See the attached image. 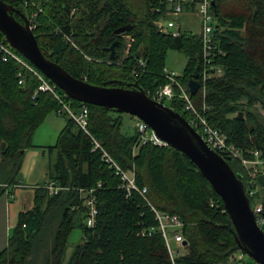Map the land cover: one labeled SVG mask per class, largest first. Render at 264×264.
<instances>
[{"label": "trees", "instance_id": "1", "mask_svg": "<svg viewBox=\"0 0 264 264\" xmlns=\"http://www.w3.org/2000/svg\"><path fill=\"white\" fill-rule=\"evenodd\" d=\"M3 1L27 17L35 10L32 5ZM33 1L41 8L32 32L42 53L75 78L93 85L136 84L151 97L150 93L166 83L162 73L169 50L186 57L179 75L185 87L194 69L201 70L200 34L182 27L179 36L159 32L155 20L166 17L167 7L156 0ZM212 11L216 22L214 58L223 72L200 85L191 99L199 111L207 106L204 116L208 123L223 132L244 157L253 158L250 152L259 150L264 158V115L258 110H264V0H214ZM13 16L22 22L18 13ZM125 25L129 26L126 32L114 33ZM125 35L133 41L122 58ZM0 38L4 36L0 34ZM115 40L117 58L111 60L105 48ZM139 60L145 61L142 69ZM39 83L21 63L0 57V196L17 184L24 150L35 147L36 129L49 112L61 108L48 91L34 94ZM56 90L64 95L60 88ZM64 100L78 110V101ZM86 106L89 135L62 113L64 127L56 142L44 147L49 154L45 179L35 189L32 208L19 213L6 246L0 250V264H169L157 232L139 235L143 227L156 226L149 205L135 192L126 196L119 187L120 178L101 159V152L91 150V137L122 169L133 170L136 185L147 188V199L154 207L182 220L188 242L186 255L179 259L182 264L225 262L236 250L232 225L220 197L193 162L168 145L146 141L136 146L140 136L136 128L130 134L122 132L124 113ZM169 107L190 119L191 113L183 110L180 99L170 101ZM228 164L246 187L247 174L241 163L231 158ZM50 182L62 189L48 194L43 185ZM258 182L264 184V171ZM79 189H94L97 215L92 227L85 223L86 207ZM249 202L252 206L250 197ZM75 227L82 238L67 253Z\"/></svg>", "mask_w": 264, "mask_h": 264}, {"label": "built area", "instance_id": "2", "mask_svg": "<svg viewBox=\"0 0 264 264\" xmlns=\"http://www.w3.org/2000/svg\"><path fill=\"white\" fill-rule=\"evenodd\" d=\"M11 2H20L24 7L32 5L33 10L29 17V27L32 30L36 26L34 19L41 12V8L35 4L33 0H9ZM162 5H166V18H159L155 21L157 30L164 34L172 36H179L181 34V20L182 15L195 14L200 23V39H201V70H199L198 81L200 85L204 84L206 80L211 77H218L222 75V67L215 61L216 45L214 39V30L216 22L212 11V2L214 0H156ZM161 9L159 6L156 10ZM171 18H168V17ZM1 34V33H0ZM63 36L72 42L69 35ZM0 57L3 61L14 59L22 65L26 66L33 72L39 79L40 83L37 90L34 92L51 93L61 104V108L57 110L59 114L66 113L70 116L77 126H79L85 133L86 129L88 107L85 103H80L78 110H73L64 100L67 97L65 94L60 96L56 90L57 86L53 82H49L42 74L27 65L14 51L13 47L5 40L0 38ZM139 67L142 69L145 65L144 60H139ZM162 76L166 79V83L151 94L153 100L163 103L165 101H172L173 99H180L182 101L183 110L190 112L191 117L188 120L189 124L203 137L207 145L222 157H230L237 159L247 174L246 187H244L247 197L253 199L251 206L255 216L256 223L264 232V184L258 182V178L262 171H264V158L260 157L259 150L251 151L250 154L253 158H246L243 156L242 151L234 144L227 142L226 136L219 129L212 127L204 116V111L207 106H203L202 111H199L191 99L188 86H184L179 76L174 71H169L163 68ZM22 80L19 81L21 83ZM204 91V89H203ZM148 95V94H147ZM149 96V95H148ZM34 97V95H33ZM136 130L140 133L136 146L151 141L160 146H166V143L156 137L150 130L148 132L147 125L140 119H136ZM93 147L92 151L99 150L101 152V159L105 164L111 168L115 175L120 178L119 187L126 192V196L132 193H137L149 205L154 220L156 221L155 227H143L139 235L142 237L151 236L157 232L163 239L168 256L169 264H182L179 259L186 255L188 242L184 245L183 241L186 240L183 235V222L176 215L169 212L159 210L154 207L147 199V188L139 187L135 182V174L133 170H124L122 167L111 157V155L104 149L101 143L95 138L91 137ZM136 149V148H134ZM98 187L101 186L99 182ZM43 188L46 189L48 194H56L62 187L50 182L44 184ZM80 194L84 197V205L86 207L85 223L88 227H92L95 223L97 215V208L95 205L94 189H79ZM248 255L240 249L234 250L225 262L219 264H249L247 261Z\"/></svg>", "mask_w": 264, "mask_h": 264}, {"label": "water", "instance_id": "3", "mask_svg": "<svg viewBox=\"0 0 264 264\" xmlns=\"http://www.w3.org/2000/svg\"><path fill=\"white\" fill-rule=\"evenodd\" d=\"M13 13H18L22 22L15 19ZM128 29L129 26L125 25L114 33L120 35ZM0 33L67 97L134 116L166 145L185 154L220 197L232 225L236 249L245 252L256 264H264V232L256 223L242 179L228 164L230 157H222L211 149L181 113L153 100L136 84L133 87L93 85L73 77L58 63L45 57L29 27L27 16L3 0H0ZM116 45L117 40L105 48L111 60L117 58ZM198 77L199 68L196 67L187 82L191 95L200 87ZM238 115L242 116V112ZM186 243L184 240L183 244Z\"/></svg>", "mask_w": 264, "mask_h": 264}, {"label": "crops", "instance_id": "4", "mask_svg": "<svg viewBox=\"0 0 264 264\" xmlns=\"http://www.w3.org/2000/svg\"><path fill=\"white\" fill-rule=\"evenodd\" d=\"M34 145L35 147L24 150L17 184L0 196V250L6 246L10 231L17 224L19 213L32 208L35 189L42 185L46 176L48 161L44 158L47 154L44 147L53 144ZM42 149H45L43 154Z\"/></svg>", "mask_w": 264, "mask_h": 264}, {"label": "rangeland", "instance_id": "5", "mask_svg": "<svg viewBox=\"0 0 264 264\" xmlns=\"http://www.w3.org/2000/svg\"><path fill=\"white\" fill-rule=\"evenodd\" d=\"M168 18H171V17L169 16ZM179 23L182 25L183 30L185 29L186 31H191L193 33L200 32V23H199L198 17L195 14L190 13V14L183 16V18H181ZM123 40H124V47H123V50L121 51L122 58L128 52L130 44L133 41L129 35L123 36ZM118 63H121V62L119 61ZM185 63H186V57L180 52L175 51V50H169L167 52L166 58H165V69L169 71H174L179 76L183 72ZM164 103L165 105L169 106L170 101H165ZM258 110L262 115H264L263 109L258 108ZM122 117H123L122 132L125 134L133 133L135 130L137 118L134 116L125 114V113L122 115ZM65 122L66 120L63 114L59 115L56 111L49 112L47 116L45 117L43 123L36 129L34 136H33V141H34L33 143L34 144H46V143L54 144L57 140V137L61 129L64 127ZM148 132H150L149 128H148ZM48 156L49 154L47 153L44 157L45 159H47V161L49 159ZM81 238H82L81 230L75 227L71 231L69 238H68L67 253L71 251L72 247L76 243L81 241ZM247 261L249 262V264H256L251 258H247Z\"/></svg>", "mask_w": 264, "mask_h": 264}]
</instances>
